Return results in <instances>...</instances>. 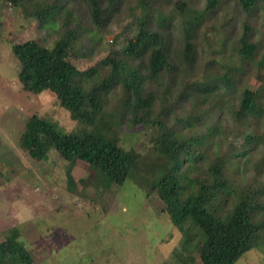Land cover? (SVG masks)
<instances>
[{
  "label": "trees",
  "instance_id": "16d2710c",
  "mask_svg": "<svg viewBox=\"0 0 264 264\" xmlns=\"http://www.w3.org/2000/svg\"><path fill=\"white\" fill-rule=\"evenodd\" d=\"M189 1L201 8L202 0ZM69 2L66 10L64 0H0L48 20L51 27L50 17L55 14L64 12L70 19L80 15L91 26L85 43L106 40L109 49L83 72L70 61L69 52L87 44H77L71 35L52 49L34 40L13 48L24 90L53 91L71 118L90 128L83 134L62 135L33 116L21 146L35 159L44 158L53 146L70 163L85 162L109 183L123 185L132 176L136 158L119 146L120 135L134 127L155 128L154 149L166 162L155 166L151 187L166 205L171 223L190 235L185 250L192 243L202 264H235L257 245L264 229V187L254 186V181L264 179V32L259 27L264 0H225L219 9L220 0H203L208 24L220 30V43L214 46L207 44L204 28L208 24L202 17L185 28L177 15H157L167 7L156 0ZM138 11L137 31L113 48L118 39L133 32L129 20ZM115 25L109 41V28ZM233 58L237 62L232 65ZM257 74L263 76L262 85L254 92L248 83ZM112 93L115 97L110 98ZM196 97L222 101L227 115L237 123L235 138L242 144L236 153L252 152L243 183L228 175L235 157L231 146L222 154L218 140L216 152L209 156L207 148H200L210 142L215 126H203L205 130L184 138L169 125L171 103ZM193 146L199 147L197 153ZM199 161L204 165H198ZM68 182L69 189H74V181L69 178ZM219 204L227 205L225 213ZM257 212L262 213L261 221L255 219ZM0 264H33L15 229L0 242Z\"/></svg>",
  "mask_w": 264,
  "mask_h": 264
},
{
  "label": "rangeland",
  "instance_id": "374dc122",
  "mask_svg": "<svg viewBox=\"0 0 264 264\" xmlns=\"http://www.w3.org/2000/svg\"><path fill=\"white\" fill-rule=\"evenodd\" d=\"M156 1L167 7L159 9L157 15H177L185 28L200 17L205 25L210 21L203 0L201 8L189 0ZM224 2L220 0L217 8ZM69 4V0H64L66 10ZM139 13L129 20L133 32L118 39L113 48L122 46L137 31ZM29 14L24 8L0 3V242L10 230H17L33 264H202L192 243L185 250V239L190 235H184L171 223L166 205L152 190L154 168L166 162L154 149L155 128L139 126L120 135L119 146L136 158L132 176L123 185L109 183L85 162L70 163L53 146L42 159L33 158L21 146L26 125L33 116L62 135L90 130L71 118L53 91L24 90L18 78L21 65L13 54V48L32 40L48 49L71 36L77 44L85 43L91 36L89 21L80 15L70 19L62 12L50 17L54 20L51 27L48 20ZM259 27L264 32V16ZM116 29V25L109 28L107 40L111 41V32ZM216 29L209 24L204 28L208 45L220 43V30ZM105 43L106 40L100 44L92 41L83 48L75 47L69 52L70 61L87 72L108 53ZM234 62L237 60L233 58L229 63ZM262 78V74L253 76L248 87L257 92ZM171 105L169 125L184 138L205 130L203 126L216 127L209 136L210 142L200 148H207L209 156L216 152L218 140L222 154L231 146L235 157L228 175L243 183L252 164V152L242 149L240 155L236 153L242 140L235 138L237 123L227 115L222 101L196 97ZM196 148L199 149L193 146L191 150L196 152ZM198 165L204 164L199 161ZM69 178L74 181L72 190ZM254 186L264 187V179L254 181ZM219 205L225 213L227 205ZM255 219L261 221L262 213L257 212ZM257 238V245L235 264H264V229Z\"/></svg>",
  "mask_w": 264,
  "mask_h": 264
}]
</instances>
